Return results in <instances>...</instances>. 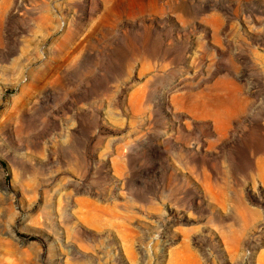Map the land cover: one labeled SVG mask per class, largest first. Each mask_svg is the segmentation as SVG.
I'll return each mask as SVG.
<instances>
[{"label":"rangeland","instance_id":"obj_1","mask_svg":"<svg viewBox=\"0 0 264 264\" xmlns=\"http://www.w3.org/2000/svg\"><path fill=\"white\" fill-rule=\"evenodd\" d=\"M264 0H0V264H264Z\"/></svg>","mask_w":264,"mask_h":264},{"label":"bare ground","instance_id":"obj_2","mask_svg":"<svg viewBox=\"0 0 264 264\" xmlns=\"http://www.w3.org/2000/svg\"><path fill=\"white\" fill-rule=\"evenodd\" d=\"M263 170V173H264V168L262 169ZM264 175V174H263Z\"/></svg>","mask_w":264,"mask_h":264}]
</instances>
